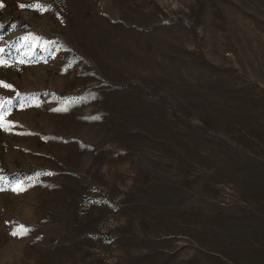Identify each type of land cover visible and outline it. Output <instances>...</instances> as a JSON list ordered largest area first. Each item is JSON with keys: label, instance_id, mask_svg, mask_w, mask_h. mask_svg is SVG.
<instances>
[{"label": "rangeland", "instance_id": "1", "mask_svg": "<svg viewBox=\"0 0 264 264\" xmlns=\"http://www.w3.org/2000/svg\"><path fill=\"white\" fill-rule=\"evenodd\" d=\"M0 4V264H264V0Z\"/></svg>", "mask_w": 264, "mask_h": 264}, {"label": "snow or ice", "instance_id": "2", "mask_svg": "<svg viewBox=\"0 0 264 264\" xmlns=\"http://www.w3.org/2000/svg\"><path fill=\"white\" fill-rule=\"evenodd\" d=\"M0 6H2V4H0ZM21 7H35L37 10L40 11H45L47 10L46 8H44L42 5L40 4H35V5H21ZM27 39H31V38H25ZM4 52V49L0 48V53ZM24 60H21L20 63H24ZM6 65V61L5 58L3 56H0V66H4ZM0 87H3L5 89H12V86L10 84L4 83L2 81H0ZM27 99V98H26ZM11 101L7 100L5 97L0 96V127L4 126V116L7 114V105H10ZM98 118V117H97ZM49 174L50 173H46ZM4 178L0 177V190L3 189L4 186ZM14 191H24L25 187L22 186V182H17L15 184V186L13 187ZM30 231V229L24 227V226H19V231L18 232H13V235H24L27 234V232Z\"/></svg>", "mask_w": 264, "mask_h": 264}]
</instances>
